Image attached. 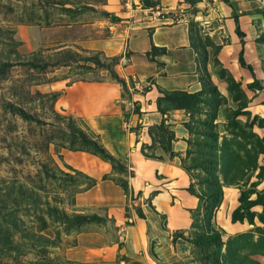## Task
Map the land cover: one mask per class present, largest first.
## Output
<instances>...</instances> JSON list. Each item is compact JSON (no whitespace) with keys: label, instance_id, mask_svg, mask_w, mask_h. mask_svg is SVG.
I'll return each mask as SVG.
<instances>
[{"label":"rangeland","instance_id":"rangeland-1","mask_svg":"<svg viewBox=\"0 0 264 264\" xmlns=\"http://www.w3.org/2000/svg\"><path fill=\"white\" fill-rule=\"evenodd\" d=\"M129 3L144 16L143 9H149L148 21L186 24L200 63L205 50L215 89L201 87V101L185 111L184 124L193 131L192 142L209 146L190 147L214 155L209 134L217 137V170L224 185L211 222L223 229L224 240L249 233L251 238L242 240L244 250L252 248L264 262V241L259 242L264 224L257 217L254 224L231 220L240 193L249 199L264 194L259 175L264 167V0H0V264H198L187 241H159L151 239L147 227L130 228L147 202L122 187L131 171L114 166L103 176L125 194L119 203L106 205L87 197L86 173L65 162V151H84L67 129L65 85L115 80L109 66L125 81L123 96L133 91V78L123 75L128 55L123 45L134 18ZM233 17L244 33V58L253 73L238 64L241 42ZM97 53L104 66L88 59ZM196 176L205 174L197 168L189 175L195 192L204 193L207 187ZM195 210L182 229L186 235L202 231L191 228L193 215H203L202 201ZM250 210L257 215L262 207ZM65 214L91 218L76 223ZM160 218L163 225L165 216Z\"/></svg>","mask_w":264,"mask_h":264},{"label":"crops","instance_id":"crops-1","mask_svg":"<svg viewBox=\"0 0 264 264\" xmlns=\"http://www.w3.org/2000/svg\"><path fill=\"white\" fill-rule=\"evenodd\" d=\"M127 5L134 18L127 25L123 45L128 52L123 75L133 78L131 95L124 97L121 84L113 79L72 82L65 85V113L83 124L132 172L129 188L147 202L141 203L144 218L133 217L130 228L147 227L152 231L151 239L172 242L170 233L188 227L190 210L197 207L198 199L186 190L191 181L181 165L188 147L189 132L184 125L187 115L183 109H164L162 104L164 114L161 113L158 88L199 91L202 85L197 54L186 24L148 21L149 9H143L144 16L130 3ZM152 45L164 47L166 52L147 55ZM160 124L171 132V138L162 132H151L159 130ZM147 150L153 155H145ZM65 162L97 180L87 197L106 205L125 199L121 187L102 179L112 172L109 162L86 151H65ZM161 214L167 230L161 227Z\"/></svg>","mask_w":264,"mask_h":264},{"label":"trees","instance_id":"trees-1","mask_svg":"<svg viewBox=\"0 0 264 264\" xmlns=\"http://www.w3.org/2000/svg\"><path fill=\"white\" fill-rule=\"evenodd\" d=\"M234 24H235V33L240 38L241 48L238 52V64L240 67L249 70L253 73L252 66L245 61L244 52H243V36L244 33L240 29V24L238 17H233ZM190 38V33H189ZM191 43V41H190ZM191 46L195 50L196 54L198 55V51L196 46L191 43ZM166 49L164 47H156L154 45L151 46L149 54H164ZM101 53H97L88 59L91 60L96 65L104 66L103 62L101 61L100 55ZM201 57L203 63L207 60V55L205 50L201 52ZM114 59V58H111ZM198 62V68L200 71V81L202 88L211 87V89H215L214 84L212 83L206 67L205 63ZM38 65L39 64H34ZM43 65V63L41 64ZM107 67V66H106ZM108 70L111 76L121 84L122 87H125V81L120 78L113 70L108 66ZM235 85V82L231 80V85ZM159 93L161 94L158 98V108L161 113L164 114V109L161 107L162 101H168L171 103V106L176 109H183L184 111L194 108L197 102H200V95L201 91L196 92H188L184 90H164L158 88ZM57 93H52V97L54 98ZM137 103H135V110L137 109ZM20 112L24 115V112L20 110ZM65 122L67 123V129L74 139H77L80 144L83 146L79 150L88 151L99 156L101 159L109 162L112 167H117L122 170H126V166H124L113 154H111L105 146L98 140L95 135L88 134V130L84 127L82 128L77 124L75 119L72 116H65ZM186 129L188 130L190 136L186 140L187 141V150L185 152V157L181 161V165L183 169L187 172L188 175L192 177V172L199 168L202 172H204L205 176L203 178H195L198 179V184H204L207 188L204 193H197L194 190L193 182L191 181L189 186L186 190L193 196L197 197L199 201H202V208H203V215L194 216L193 215V223L191 225L192 229H201L200 233L195 235H186L185 230L178 229L170 233V239L173 243L176 242L178 239H183L191 244L192 251L191 253L194 255V258L198 262V264H264V262L255 258V255L258 252L251 250L245 251L244 246L242 244V240L246 237H250L249 233H239L235 236H229L226 240H224L223 235L224 231L222 228H215L211 222L213 218V214L218 208L221 203L222 196H223V185L224 183L221 182L219 175H218V160H217V148L215 141L217 137L215 134H209L211 139L214 141L213 150L215 151L214 155L209 152H205L204 150H193L190 146L193 144L195 145H208L206 141H199L195 140L192 142L191 135L193 133L192 129L184 124ZM158 129L164 133L168 138L172 137L171 132L166 130L162 124L158 126ZM211 145V144H210ZM201 153L204 156L201 158L193 157L192 154L194 153ZM205 155H210L211 158H206ZM259 175L264 176V167H260ZM84 177L88 178L91 182L88 187H92L96 183V179L93 177L84 174ZM194 178V177H193ZM231 184L232 182H227ZM128 184V183H127ZM127 184H123L122 187L127 190L129 187ZM260 204L262 207V212L259 214H255L251 211V207L253 205ZM193 213L196 212L195 208L191 209ZM138 216L144 218L143 212L140 210L138 212ZM257 217L261 223L264 224V194L259 193L257 194L255 199H249V197L245 193H240L238 197V205L236 208L233 209L231 212V220L233 222L239 221H247L249 224H254V219ZM65 218L69 219L70 221L79 223L83 220H88L91 216L88 215H81V214H73L72 216H68L65 214ZM200 223V224H199ZM164 230H167L165 223L161 225ZM264 241L263 238H259V242ZM254 246L257 247V243H252ZM197 249V251H195ZM248 249V248H247ZM250 251V252H249Z\"/></svg>","mask_w":264,"mask_h":264},{"label":"built area","instance_id":"built-area-1","mask_svg":"<svg viewBox=\"0 0 264 264\" xmlns=\"http://www.w3.org/2000/svg\"><path fill=\"white\" fill-rule=\"evenodd\" d=\"M155 15H157V14L155 13Z\"/></svg>","mask_w":264,"mask_h":264}]
</instances>
